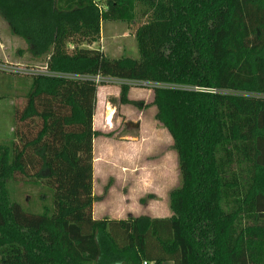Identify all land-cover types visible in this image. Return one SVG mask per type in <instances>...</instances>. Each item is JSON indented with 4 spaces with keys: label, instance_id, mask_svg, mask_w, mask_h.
Wrapping results in <instances>:
<instances>
[{
    "label": "trees",
    "instance_id": "16d2710c",
    "mask_svg": "<svg viewBox=\"0 0 264 264\" xmlns=\"http://www.w3.org/2000/svg\"><path fill=\"white\" fill-rule=\"evenodd\" d=\"M0 17L49 73L26 76L15 111L34 135L0 145V264H264V99L193 90L264 95V0H0ZM139 18V60L90 48L103 23ZM88 77L164 86L155 118L182 178L172 216L95 219L102 85ZM18 178L49 191L41 214L12 200Z\"/></svg>",
    "mask_w": 264,
    "mask_h": 264
},
{
    "label": "rangeland",
    "instance_id": "374dc122",
    "mask_svg": "<svg viewBox=\"0 0 264 264\" xmlns=\"http://www.w3.org/2000/svg\"><path fill=\"white\" fill-rule=\"evenodd\" d=\"M98 2L102 6L106 0ZM143 22L139 18L131 24L103 23L99 41L104 39L103 52L112 59L125 56L139 60L135 33ZM102 47L96 49L102 51ZM47 63V57L29 55L25 42L14 36L0 17V145L17 140L16 131L20 135L36 132L33 128H22L15 121V111L26 106L30 88L27 75L23 74H29L30 70L47 72ZM118 83L109 80L99 87L94 122V129L101 133L94 141L96 217L98 220L170 217V194L182 183L174 142L155 118L153 89L133 87L139 91L134 94L137 100L124 106L116 94ZM109 108L114 111L112 122L108 121ZM36 182L32 178H18L9 183V191L12 200L26 212L41 214L51 198L49 191Z\"/></svg>",
    "mask_w": 264,
    "mask_h": 264
},
{
    "label": "built area",
    "instance_id": "2783aa9c",
    "mask_svg": "<svg viewBox=\"0 0 264 264\" xmlns=\"http://www.w3.org/2000/svg\"><path fill=\"white\" fill-rule=\"evenodd\" d=\"M6 69V68H5ZM47 71V69H46ZM20 73V72H19ZM24 73V72H22ZM29 74H23V75H48V71L47 72H39L37 70V72H33L32 70H30L28 72ZM73 77V76H71ZM88 79L95 81L98 84H105L106 81L109 80H113L115 82H119L118 84H120V86L122 85H129L132 88L133 87H137V88H155V87H164L163 85H159V84H153V83H148V82H137V81H124V80H118V79H111V78H102V77H88ZM171 88V87H170ZM173 88V87H172ZM193 90L199 91V92H203V93H210V94H222V95H240V96H246V97H253V98H261L264 99V95H258V94H247V93H237V92H232V91H225V90H216V89H202V88H194ZM146 264V263H145Z\"/></svg>",
    "mask_w": 264,
    "mask_h": 264
},
{
    "label": "crops",
    "instance_id": "0c3cea01",
    "mask_svg": "<svg viewBox=\"0 0 264 264\" xmlns=\"http://www.w3.org/2000/svg\"><path fill=\"white\" fill-rule=\"evenodd\" d=\"M96 1H98V0H96ZM102 35V34H101ZM103 44H105L104 43V39H102L101 40V42H98V43H96L95 45H93L92 47H90L91 49H96L99 45H102L103 47H102V51H104L105 52V46L103 45ZM123 57H125V56H123ZM118 90V92L116 93L118 96H119V99H120V94H121V89L120 88H118L117 89ZM135 91H138V90H135L134 88H132L131 89V91H130V93H129V99L131 100V101H133V102H135V100H137L134 96V94H137V92H135ZM139 92V91H138ZM98 94H99V91H98ZM133 95V97H131ZM153 102H154V92H153ZM98 105V104H97ZM105 105V104H104ZM124 106H130V105H124ZM105 109H107L106 108V105H105ZM96 118H97V110H96V115H95V118H94V122H95V120H96ZM172 138V137H171ZM94 217H95V219H97V217H96V213H95V210H94ZM168 264H172V263H168Z\"/></svg>",
    "mask_w": 264,
    "mask_h": 264
},
{
    "label": "bare ground",
    "instance_id": "6f19581e",
    "mask_svg": "<svg viewBox=\"0 0 264 264\" xmlns=\"http://www.w3.org/2000/svg\"><path fill=\"white\" fill-rule=\"evenodd\" d=\"M113 116H114V111L112 110V108H109L108 121L112 122Z\"/></svg>",
    "mask_w": 264,
    "mask_h": 264
}]
</instances>
